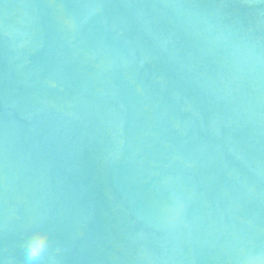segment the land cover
I'll use <instances>...</instances> for the list:
<instances>
[{
	"label": "water",
	"instance_id": "95a60500",
	"mask_svg": "<svg viewBox=\"0 0 264 264\" xmlns=\"http://www.w3.org/2000/svg\"><path fill=\"white\" fill-rule=\"evenodd\" d=\"M264 260V0H0V264Z\"/></svg>",
	"mask_w": 264,
	"mask_h": 264
},
{
	"label": "clouds",
	"instance_id": "9594fccd",
	"mask_svg": "<svg viewBox=\"0 0 264 264\" xmlns=\"http://www.w3.org/2000/svg\"><path fill=\"white\" fill-rule=\"evenodd\" d=\"M50 251V240L42 222L37 223L24 243V264H44ZM249 264H264L259 257L253 258Z\"/></svg>",
	"mask_w": 264,
	"mask_h": 264
}]
</instances>
